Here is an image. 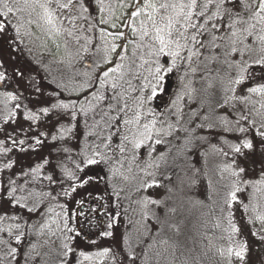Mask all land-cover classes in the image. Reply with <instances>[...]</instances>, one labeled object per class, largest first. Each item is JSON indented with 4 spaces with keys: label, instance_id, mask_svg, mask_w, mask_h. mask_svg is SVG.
Masks as SVG:
<instances>
[{
    "label": "snow or ice",
    "instance_id": "6c2138e0",
    "mask_svg": "<svg viewBox=\"0 0 264 264\" xmlns=\"http://www.w3.org/2000/svg\"><path fill=\"white\" fill-rule=\"evenodd\" d=\"M92 3L93 0H0V31L7 25V17L16 15L22 21V14L27 13L30 17L28 24L46 26L50 37H65L66 49L70 43L75 45V50L68 52L69 71L76 62L85 61L86 58L92 61L86 64L87 67L102 69L94 79L87 72L74 74L71 77L73 80L77 75L85 77L73 89L77 99L71 103L61 101L58 105L62 109L75 110L79 103L80 112L86 115L92 111L94 116L100 118L95 123L99 129L95 135L101 144L96 146L97 151L87 159V164L93 165L105 160L99 149L109 148L113 135L119 137L116 151L120 153V158L116 162L123 168L124 154L129 150L133 160L142 147L149 148L151 151L148 154L151 156L156 150L155 145L165 142L162 137L188 131L178 127L181 116L175 112L157 113L145 107L157 94L164 73L172 72L179 66L185 67V76H198L202 82V92L206 94V98L201 100L202 108L206 106L209 111L212 110V97L215 95L211 91L213 89L224 93L215 101L219 108H224L233 100L243 103L249 99L247 96L237 97L235 92L236 86L251 78L249 69L254 66L264 67V0H115V4L107 5L105 0H95V16L90 11ZM16 31L19 34L20 27H16ZM161 57H170L171 60H165L162 64ZM165 64L168 66L165 67ZM145 71L147 76L144 75ZM2 78L3 74H0ZM195 91L191 89L189 99L191 92ZM247 91L264 95V84L249 87ZM81 93L83 103H80ZM11 98L16 99L14 96ZM178 99H183V96H178ZM175 104L176 101H173ZM261 108H264V103H261ZM41 111L47 114L49 109L43 108ZM256 114L260 115L258 110ZM72 115L75 118V111ZM198 115L193 110V119ZM171 117L175 119L171 120ZM201 119L208 120L209 115L206 113ZM240 120L255 124V120L250 121L245 114L240 116ZM197 126L205 127L203 123ZM261 127H264V123H261ZM105 129L108 130L107 136L104 135ZM239 130L245 131L244 128ZM259 134L264 136V132ZM243 146L250 148L251 144L245 143ZM234 150L240 152V147ZM95 156H101V160L95 159ZM163 156L161 153L158 158L162 159ZM131 170L129 167L128 171ZM142 171L146 176L152 175L146 170ZM233 175L238 173L233 172ZM123 179L127 180L128 177L124 176ZM153 186H158L155 179L141 184L144 190ZM238 191L241 189L234 185L229 194L231 199L227 201L229 206L237 200ZM145 200L146 204L159 203L151 198ZM65 228L72 231L66 220ZM104 235L110 236L111 233L105 232ZM15 239L19 242L20 236ZM155 243L153 240L146 248H152ZM162 243L166 244L167 241ZM31 247L34 251L35 245ZM64 248L67 250L64 255L72 251L67 244ZM109 251L104 249L96 255L106 256ZM166 252L167 249L164 250ZM16 253L17 249L11 248L7 255L15 260ZM164 253L156 252L157 264ZM80 255L85 259L90 258L83 252ZM142 255L147 257V251H142ZM236 255L242 258L239 251ZM129 258L135 264L137 257L130 253ZM2 260L3 257H0Z\"/></svg>",
    "mask_w": 264,
    "mask_h": 264
},
{
    "label": "trees",
    "instance_id": "16d2710c",
    "mask_svg": "<svg viewBox=\"0 0 264 264\" xmlns=\"http://www.w3.org/2000/svg\"><path fill=\"white\" fill-rule=\"evenodd\" d=\"M90 11L94 16L97 14L95 0ZM7 21L0 31V74H3L0 79V213L7 216L26 212V203L36 205L34 213L49 212L70 202L103 204L102 215L98 212L88 215L89 225L77 220V229L86 246L83 249L94 252L109 249L114 264H133L130 253L137 257L135 264H157L156 252L164 253L165 249L167 252L158 264H232L220 238L234 225L232 215L236 207L234 201L231 206L227 203L231 199L229 193L213 195L203 164L207 150L215 142L238 160L249 175L264 177L263 157L253 163L247 154H242L246 149L243 140L251 134L248 123L244 122L245 131L239 135L227 136V143L223 139L196 138L189 153L192 158L187 157L188 161L181 166L190 185L184 184L173 194L174 205L165 208L160 217L155 210L151 211L149 217L154 225H145L136 241H121L104 209L107 205L101 192L102 183L97 174L93 179L92 172L99 163L86 162L93 156L85 151L84 141L99 116H94L92 111L86 115L80 112L79 103L75 110L58 107L61 101L76 100L77 94H69L63 88L50 64L30 54L26 41L13 29L9 17ZM46 33V54L57 59L62 36L53 38L47 30ZM97 74L92 71L90 76L94 79ZM80 103H83V94ZM43 108L49 109L47 114L41 111ZM237 146L240 152L234 150ZM176 227L185 231L174 233ZM105 232L111 235L105 236ZM153 240L156 242L153 247L146 248ZM164 240L166 244L162 243ZM79 251L71 252L77 257ZM142 251H147V257ZM256 264L264 261L257 256Z\"/></svg>",
    "mask_w": 264,
    "mask_h": 264
},
{
    "label": "rangeland",
    "instance_id": "374dc122",
    "mask_svg": "<svg viewBox=\"0 0 264 264\" xmlns=\"http://www.w3.org/2000/svg\"><path fill=\"white\" fill-rule=\"evenodd\" d=\"M109 3L115 4V0H105L106 5ZM22 16V21L18 20L16 15L9 16L13 29L16 31V27H20L19 34L26 41L30 54L50 64L59 82L69 94H76L74 87L85 79L82 75H77L73 80L71 77L74 74L87 72L90 76L92 71L99 73L102 70L87 67L86 64H91L92 61L86 58L85 61L76 62L74 68L69 71L67 69L68 52L74 51L75 45L70 43L66 49L65 37H62L60 56L57 59H51L46 54L45 45L48 40L45 36L47 35L46 26L30 25L27 23L30 18L27 13ZM32 18L35 19V17ZM21 24L23 26H20ZM36 33L38 35H35ZM35 36L40 38L36 40ZM165 60L170 62L171 58L161 57L160 62L163 64ZM167 66L165 64V67ZM185 71L184 66H179L172 72H165L164 79L159 82L157 94L145 107L154 109L157 113L175 112L176 115L181 116L178 127L188 129L187 132H174L171 136L162 137L165 142L155 145L156 150L151 156L148 154L151 150L142 147L137 151L136 159L133 160L132 152L129 150L124 154L123 168L116 162L120 158V153L116 151V145L120 142L118 136L113 135L109 148L100 147L99 149L105 160L100 162L92 172L93 179L94 174H97L102 183L101 192L107 205L104 209L108 211L112 226L117 230L121 241L123 239L128 243L136 241L142 235L145 225H154L149 217L151 211L155 210L157 217H160L164 214L165 208H171L174 205L173 194L184 184L190 185L191 181L187 183V175L184 174L185 171L181 169V166L188 161L189 157L192 158L189 153L196 138L225 141L227 136L239 135L241 132L239 129L244 128V122H246L250 126L251 134L243 141L244 144L250 143L251 147L242 151V154H247L253 163L256 159H262V157L264 159V136L259 134L264 132V127H261V123H264L262 119L264 108H261L264 95L251 94L247 91L249 87L264 84V67L254 66L249 69L251 78L245 79L242 84L236 86L235 95L237 97H249L243 103L240 100H233L224 108L216 107V99L222 97L224 93L216 89L211 90L215 93L212 97L211 111L206 106L201 107V100L206 98V94L202 92L203 84L199 77H193L191 74L185 76ZM144 75L147 76L148 73L145 71ZM193 88L196 91L191 92V99H189V92ZM178 96H183V99H178ZM173 101H176L175 105ZM180 109L183 111L180 112ZM193 110L199 114L195 119H193ZM257 110L260 115L256 114ZM206 113L209 119L202 120L201 117ZM242 114L248 115L250 121L255 120V124L240 120ZM174 119L175 117H171V120ZM95 123L94 129L89 132L84 141L85 151L92 156L97 151L96 146L101 144V140L95 135L99 131ZM200 123H203L205 127H198ZM104 135H108L107 129L104 130ZM213 144H215L213 148L207 150L203 164L211 192L213 195L223 196V194H230L234 185L241 189L236 193L237 200L234 201L236 207L232 215L234 225L228 232L222 234L220 242L226 245L232 264H256L257 256L264 261V177L256 178V175H249L240 162L224 150V147L216 146L215 142ZM161 153L164 156L159 159ZM108 157L111 159H107ZM95 159L101 160V156H95ZM149 164L152 167H146ZM157 164L159 167H156ZM129 167L132 169L131 172L128 171ZM177 169L181 170V173H178ZM240 169L244 171L241 172ZM142 170L152 175L146 176ZM190 171L188 167V176ZM233 172L238 175L234 176ZM124 176L128 179H123ZM153 179L158 182V186L147 190L141 188L143 181ZM256 181L260 183H255ZM145 198H151L159 203L146 204ZM25 206L27 211L23 213H12L7 216L0 213V218H2L0 229H3L0 231V257H3L0 264H61L62 261L64 264H114L111 252H108L106 256H98L96 254L102 252L101 250L94 252L83 249L86 246L77 229L78 221L89 225L88 215L91 213L98 212L102 215L104 210L100 211V209L103 208V204H90L83 201L82 204L76 205L70 202L65 207L60 206L49 212L37 213H34L35 204L26 203ZM170 216L172 217L171 214ZM65 220L72 231L69 232L65 228ZM16 225L19 227L17 228ZM183 231L185 229L182 230L180 227L174 229V233L178 234ZM18 235L20 236L19 242L15 239ZM65 244L72 251L80 250L78 256L76 257L71 251L64 255L67 251L64 248ZM32 245H35L34 251ZM11 248L17 249L15 260L7 255ZM238 251L242 253V258L236 255ZM81 252L90 258L85 259L80 255Z\"/></svg>",
    "mask_w": 264,
    "mask_h": 264
},
{
    "label": "flooded vegetation",
    "instance_id": "af4514ba",
    "mask_svg": "<svg viewBox=\"0 0 264 264\" xmlns=\"http://www.w3.org/2000/svg\"><path fill=\"white\" fill-rule=\"evenodd\" d=\"M92 204V203H91Z\"/></svg>",
    "mask_w": 264,
    "mask_h": 264
}]
</instances>
